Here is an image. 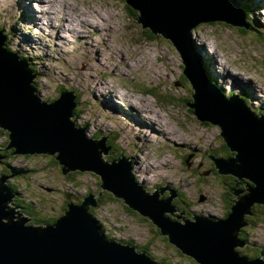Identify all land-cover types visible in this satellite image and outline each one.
I'll use <instances>...</instances> for the list:
<instances>
[{
    "label": "clouds",
    "instance_id": "clouds-1",
    "mask_svg": "<svg viewBox=\"0 0 264 264\" xmlns=\"http://www.w3.org/2000/svg\"><path fill=\"white\" fill-rule=\"evenodd\" d=\"M126 3L135 15H130L119 0H0V51L14 56L17 63L26 66L31 75L28 87L39 104L52 107L64 96V89H71L72 95H79L81 99L86 98L89 103L81 104L78 113H74L72 107L67 123L74 132L82 130L84 139L93 144L103 140L93 138L97 133L101 137L116 133L114 142L120 146L119 155L110 158L108 150L105 152L97 147L98 159L108 167L124 160L129 166L132 182L145 196L155 195L157 202H163L166 200L162 201L159 197L165 190H171L175 195L177 192L182 193L187 202L183 204V210L171 207L173 211L170 214L177 218L176 224L184 227L186 212L192 214L191 224H195L198 218L212 224L227 222L236 205L250 197L257 185L246 176L227 173L234 178V186H213L210 189L212 196L207 203L199 202L201 186L188 179L191 173L178 158L189 149L177 153L171 142L185 143V140H178L176 136L178 131L182 132L187 136L190 146L198 144L201 147V157L206 159L204 141L180 127L176 113L183 110L187 114V109L163 99L172 96L179 101L181 98L171 90L170 76L176 78L182 75L187 78L190 91L184 89L182 95L191 96V105L196 103V88L186 75L187 64L175 42L163 32H154L150 26H145L139 8L134 7L130 0H126ZM22 4L30 5L32 22L21 19ZM240 15L242 24L213 20L217 22L214 26L194 31L195 26L202 23L199 22L188 29L187 36L195 48L202 50L205 59L212 61L216 79L211 80L210 84L222 99L229 102L236 98L257 121H264V0H256V6L251 8L242 7ZM4 29L7 30V36ZM145 29L174 46V63L158 58L161 52L159 45L151 47L156 42L140 36ZM23 37H28L31 43L22 42ZM5 40L8 41L7 51ZM29 65L33 71H29ZM36 77V87L33 88ZM234 81L250 88L252 96L242 94L240 87L234 88ZM241 96L247 98V104L240 100ZM106 99L121 111L114 112L104 107ZM191 108L195 113V108ZM129 116L134 119H129ZM185 118L190 121L195 132L201 131L196 114L195 117L186 115ZM210 122L222 130L219 138L227 144L222 126ZM212 131L216 132L217 129ZM53 153L57 154L58 159L59 150ZM32 154H20L17 166L34 167L35 160L24 159L25 155ZM238 155V150H231V158L222 162H232L233 168L238 169L241 164ZM96 174L97 179L103 182L102 176ZM57 178L58 169L55 166L37 169L29 177L30 191L43 192L40 186L51 187ZM2 186L9 190L5 180ZM28 199L32 200L33 197L28 196ZM253 203L264 205V201H252L247 205L246 211L240 215L239 225L230 233L234 241L231 251L243 264H264V214L254 223L248 224L245 245L237 239L242 218L248 214ZM3 211L12 212L11 223L19 224L22 219L26 220L14 195L5 201ZM166 214L169 212H163L162 217ZM9 223L7 216L0 218V225L7 226ZM26 225L27 221L22 225L24 228L41 231L49 227L46 224ZM99 234L106 241L100 226ZM112 244L117 245L115 242Z\"/></svg>",
    "mask_w": 264,
    "mask_h": 264
},
{
    "label": "water",
    "instance_id": "water-1",
    "mask_svg": "<svg viewBox=\"0 0 264 264\" xmlns=\"http://www.w3.org/2000/svg\"><path fill=\"white\" fill-rule=\"evenodd\" d=\"M130 2L141 11L145 26L170 37L183 54L187 64L186 75L196 88V103L191 105L196 110L195 114L201 121L219 123L226 145L239 152L237 159L241 164L238 169L233 168L232 162L226 164L222 160H217L216 166L221 174L231 173L253 180L257 188L251 196L236 205L227 222L212 224L198 218L195 224H191V219H185L187 222L184 227L179 226L176 224L177 218L170 214L175 193L170 192L167 198L161 199L166 200L163 202H157L155 195L145 196L132 182L129 166L124 160L111 167L100 163L96 148L107 152L105 138H101L103 140L99 144H93L84 139L82 130H72V126L67 123L72 107L73 111L76 107L72 92H63L64 96L52 107L39 104L28 87L31 75L26 66L17 63L14 56L0 51V127H3L0 129L7 135V144L3 148L12 149V155H51L62 174L91 170L98 173L103 178V182L99 183L101 191L110 193L128 208L148 218L161 235L199 264H243L231 251L234 241L230 233L239 225L240 215L246 211L248 204L264 201V125L236 99L225 102L202 76L200 68L192 60L187 36L188 29L199 22L202 23L194 29L216 24L213 20L242 24L239 0ZM57 150L60 152L59 160L57 154L53 153ZM16 173L21 174L19 171ZM3 180L5 177L0 176V218L7 216L10 223L7 226L0 225V264H157L130 246L119 241L106 242L100 236L99 226L89 214V207L96 206L91 195L82 204H68L63 214L42 231L24 228L22 225L30 221L28 218L22 219L19 224L11 223L12 212L5 213L3 206L14 194L10 188L8 190L2 186ZM254 204L260 205L253 203L245 216L252 215L250 210ZM165 211L169 214L162 217ZM244 217L237 234L242 245L238 235L247 224Z\"/></svg>",
    "mask_w": 264,
    "mask_h": 264
},
{
    "label": "rangeland",
    "instance_id": "rangeland-1",
    "mask_svg": "<svg viewBox=\"0 0 264 264\" xmlns=\"http://www.w3.org/2000/svg\"><path fill=\"white\" fill-rule=\"evenodd\" d=\"M248 0H239L240 7L243 6L246 7H252L247 5ZM120 3H123L125 8H130L126 3L125 0H119ZM256 5V4H255ZM23 7V6H22ZM254 7V5H253ZM24 8V7H23ZM27 11L28 8H25ZM131 9V8H130ZM132 10V9H131ZM24 14V13H23ZM135 15V14H133ZM21 19L24 20V16L21 17ZM25 21V20H24ZM210 26H214L213 24ZM209 26V27H210ZM225 27H231V26H225ZM203 27H200V29ZM148 30V29H145ZM196 31V30H195ZM5 35L7 36V30L4 29ZM30 40L28 37H23L22 42L26 43L24 40ZM156 43H152L151 47H157V44L159 45L161 52L159 55V59H168L170 62L174 63L175 58L172 56V52H174V49L165 42L162 38L158 37L156 38ZM8 41H5V45L7 47ZM168 45V47H165V45ZM200 54L202 55V58L206 61L202 54V50H199ZM207 62V61H206ZM212 62V61H211ZM31 66V65H30ZM207 68H210V71L212 72L211 75L208 74V76L216 77L214 72L212 71V64H209L207 62ZM205 74V72H204ZM206 76V75H205ZM209 76V77H210ZM176 79L185 80L182 78V75H178L176 78L169 77V81L171 86L173 85L174 81ZM214 79V78H213ZM186 82V81H185ZM236 87H240L242 94L246 96H252L249 95L252 94V90L246 86H239L235 81L233 83ZM176 88L174 91L177 95L181 97V92L179 88V83L174 85ZM235 88V87H234ZM184 89H188L190 91V86L186 82V85L184 86ZM179 90V91H178ZM244 92V93H243ZM78 97V103L76 107L74 108V113H78L80 109L81 104H87L89 103L87 99H81L79 95H76ZM244 98H246L244 96ZM243 98V99H244ZM165 100H170L174 104L178 103L179 105H182L180 103L181 98L179 101L174 100L172 96L169 97H163ZM245 100V99H244ZM247 100V98H246ZM248 103V101H246ZM104 107L110 108L114 112L121 111L118 107L111 104L110 100L104 101ZM185 109V108H184ZM124 115H128L127 113H123ZM177 117L179 118V124L181 128H184L185 130H190L188 133H194L196 135V139H203L205 144L204 150V157H201V147L197 144L194 146V148H188V146L183 144H178L176 141H172L173 144V150L177 153H179L183 149H189L188 151H184L182 156H179L178 158L182 161L185 160V156L189 155L191 157L190 162L188 160H185L184 165L188 168L189 172L191 173V176L188 177L189 180L194 181L201 187L199 188V195H200V203H207V198L212 196L211 187L218 186L220 184H225L224 182H229L231 179V176H223L219 175L213 165L212 159H210L209 155H216L218 154L223 158H227L228 152L231 154V151L228 149L226 143L219 138V134L221 133V130L218 129V126L213 125L212 123L206 121L200 122L196 119V122L201 126V131L195 132V130L191 127L190 121H188L185 116H192V112L187 110V114L184 113L183 110L176 113ZM129 119H134L133 117L129 116ZM137 123V121L135 120ZM189 127V128H188ZM216 128L217 131L213 132L212 129ZM191 129H193L191 131ZM177 139H184L187 141V136L182 132L176 133ZM101 137L98 133L95 134L93 138ZM108 140L111 150L113 149V156L116 155L117 150L119 152V144L115 143L117 136L116 133H110L108 136H104ZM7 138V137H6ZM101 139V138H100ZM5 138L0 137V147L1 144H3V141ZM9 151H12L11 154ZM2 152V153H1ZM215 152V153H214ZM13 150H0V176L5 177V183L9 184L12 189L15 190L16 193V204L22 208V212L27 217L32 216L31 221L34 219H49L53 222L58 219L59 216H61L63 213V209H67V205H65L67 202H76L77 205L82 204L86 198L89 195H97V204L95 207L90 206L89 207V214L92 221H96L97 224L102 229V233L108 237L109 239H117L120 241H123L124 239L126 242L130 243L132 245L131 247L135 250V252L143 253L149 258L155 259V261L158 264H164L161 263L163 261L162 259L166 260L168 263L172 264L170 262V258L173 257H179V260L182 262V264H188L189 263V257L182 254L179 250H176L175 246L171 245L166 238L162 237L160 235V232L158 231V228L146 220V218L142 217L138 212H136L133 209L128 208L119 199L114 198L110 193L106 191L99 190L98 186L100 183V180L97 179V175L91 171L89 172H79L77 176H72L71 173L62 174L60 166L55 161L54 157L51 155H34L27 157L25 156L24 159L26 160H35L36 164L34 167L31 168H21L17 165L20 163L19 155H12ZM185 153V154H184ZM42 154V153H41ZM15 156V157H14ZM41 156H44L45 159H41ZM13 161H16L14 164ZM187 163V164H186ZM52 165H58V178L57 182L53 183L51 187H45L44 185H41L40 187L43 188V192H31L29 188V177L37 171V169L43 168V167H51ZM16 171L21 172L20 175L16 173ZM215 182V183H213ZM229 185V184H227ZM234 185H229V187H233ZM251 187V185H250ZM84 189H87L85 192ZM205 191H207L205 193ZM171 190H165L163 195H168ZM27 193V195H26ZM161 195L160 197H162ZM227 193H225L226 198ZM28 196H32L33 199L29 200ZM208 196V197H207ZM36 197H39V199H35ZM102 197V198H101ZM73 198H76V200H73ZM173 203L176 206L177 210H183V204L187 203L184 201L183 194L178 192L177 198L175 197L173 199ZM254 210L256 211L253 216L255 218L253 220V223L256 219H258L261 214H264V205L258 206L256 205L254 207ZM31 212V215L27 214L28 212ZM258 212V213H257ZM188 214H191V212H186L184 218H188ZM29 219V218H28ZM49 223H52L50 222ZM37 224V223H36ZM41 224V223H40ZM48 224V223H46ZM243 229L246 231L247 225H244ZM99 232V230H98ZM241 235V234H240ZM101 236V235H100ZM241 241L243 242L244 237L240 236ZM245 241V240H244ZM246 242V241H245ZM243 249H238V251H242ZM192 261V260H191ZM193 263V262H192ZM166 264V263H165ZM175 264V263H174ZM197 264V263H196Z\"/></svg>",
    "mask_w": 264,
    "mask_h": 264
},
{
    "label": "trees",
    "instance_id": "trees-1",
    "mask_svg": "<svg viewBox=\"0 0 264 264\" xmlns=\"http://www.w3.org/2000/svg\"><path fill=\"white\" fill-rule=\"evenodd\" d=\"M125 3H126V1H125ZM247 5H249V6H252L253 7V4H252V0H248L247 1ZM243 7H246V6H243ZM129 12H130V15H133V14H135V12H134V10H131L130 8H126ZM213 25H215V24H213ZM241 31H244V30H241ZM144 33H143V35L146 37H144L145 39H147V40H149V41H156V38H158L159 36L158 35H154L150 30H144L143 31ZM209 64H212V62H211V60L210 59H208V60H206ZM208 70V69H207ZM208 74H210L211 75V73L210 72H208ZM182 78L183 79H185V77L184 76H182ZM212 79V78H211ZM189 84V82H188V80L187 79H185V80H178V83H179V86H185L186 85V82ZM189 86H190V84H189ZM64 91V90H63ZM183 99L186 101V105H185V102L183 103L182 102V105H183V108H185V109H187V104L189 103V102H191V96L190 95H188V96H184L183 97ZM206 123V122H205ZM5 136H6V133L5 132H3L1 129H0V137L3 139V138H5ZM108 144H109V142H108ZM215 153V152H214ZM113 154V153H112ZM116 154H118L119 155V152H118V150H117V153ZM225 155H227V158H229V157H231V154L228 152V154H226V153H224ZM110 158H113V156L112 155H110ZM186 158V157H185ZM183 162H185V160H183ZM216 170V169H215ZM71 175L72 176H77L78 174L76 173H71ZM213 183H215V182H213ZM225 184L224 185H227V184H229V185H234V179L233 178H231L230 179V181L227 183V182H224ZM98 188H99V186H98ZM99 190H100V188H99ZM95 195V194H94ZM165 196H167V195H165ZM102 198V197H101ZM98 201V200H97ZM18 206V205H17ZM20 207V206H19ZM63 210H65V208L63 209ZM28 212V211H27ZM27 214H29V215H31V212H28ZM37 224H46V223H49V219H45L44 217H43V219H35L34 220ZM50 222H53L52 220L50 221ZM150 222V221H149ZM191 264H194V263H191Z\"/></svg>",
    "mask_w": 264,
    "mask_h": 264
},
{
    "label": "bare ground",
    "instance_id": "bare-ground-1",
    "mask_svg": "<svg viewBox=\"0 0 264 264\" xmlns=\"http://www.w3.org/2000/svg\"><path fill=\"white\" fill-rule=\"evenodd\" d=\"M256 2V1H255ZM28 7V6H27ZM26 6L24 5V8H23V16H24V20L25 21H27V20H33V13L31 12V9L29 10V11H27L26 9ZM24 40V39H23ZM26 43H28V44H30L31 43V40H24ZM197 49V48H196ZM200 49H197V51H198V54H199V56L200 57H202V55L199 53L200 51H199ZM205 58V57H204ZM202 64V63H201ZM208 69V72H210V73H212L211 71H210V68H207ZM239 86H241V85H239ZM233 87H236L234 84H233ZM244 93V92H243ZM105 104V103H104ZM137 121V124H141V122L139 121V120H136ZM198 121H200L199 119H198ZM202 122H204V121H202ZM141 126L143 127L144 125L143 124H141ZM183 145H186V143H184ZM246 244V242L243 240V245H245Z\"/></svg>",
    "mask_w": 264,
    "mask_h": 264
},
{
    "label": "flooded vegetation",
    "instance_id": "flooded-vegetation-1",
    "mask_svg": "<svg viewBox=\"0 0 264 264\" xmlns=\"http://www.w3.org/2000/svg\"><path fill=\"white\" fill-rule=\"evenodd\" d=\"M5 145H6V143L3 142V144H1L0 150H1ZM9 152H10V154H11L12 151H9ZM1 153H2V152H1ZM14 157H15V156H14ZM2 171H4V170L1 169L0 172L2 173Z\"/></svg>",
    "mask_w": 264,
    "mask_h": 264
}]
</instances>
